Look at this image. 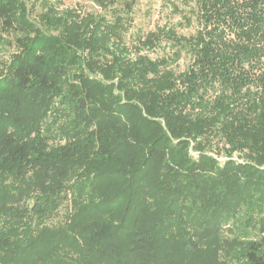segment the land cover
I'll return each instance as SVG.
<instances>
[{
    "label": "trees",
    "instance_id": "obj_1",
    "mask_svg": "<svg viewBox=\"0 0 264 264\" xmlns=\"http://www.w3.org/2000/svg\"><path fill=\"white\" fill-rule=\"evenodd\" d=\"M138 1L0 0V264H264V0L160 60Z\"/></svg>",
    "mask_w": 264,
    "mask_h": 264
},
{
    "label": "rangeland",
    "instance_id": "obj_2",
    "mask_svg": "<svg viewBox=\"0 0 264 264\" xmlns=\"http://www.w3.org/2000/svg\"><path fill=\"white\" fill-rule=\"evenodd\" d=\"M64 8H78L82 11H96L98 7L93 0H61ZM197 10L196 0H139L134 8L133 25L127 35V45L133 49H140L141 47L136 42L138 37L146 36L149 33L157 32L164 29L166 34L161 40L156 43L154 49H142V54L148 56L152 60H160L162 58L172 59L174 53L178 49L176 39L179 37L190 38L196 33L197 23L194 20L193 13ZM35 18V17H34ZM189 21H192L189 24ZM175 33V38L169 35V32ZM16 51V48L8 44L0 45V58L8 61L11 54ZM190 63V58L185 56L177 63H171V69L176 72H182ZM60 116H58L59 118ZM54 115L52 121H54ZM51 121V125H52ZM213 149L210 154L218 156L219 161L223 163L226 156L217 151L221 150L222 142L217 140L213 142ZM197 157V152H192ZM233 159L238 160V155L234 154Z\"/></svg>",
    "mask_w": 264,
    "mask_h": 264
}]
</instances>
